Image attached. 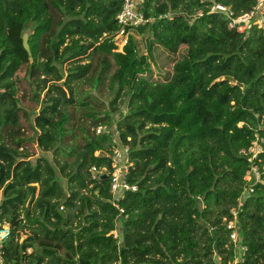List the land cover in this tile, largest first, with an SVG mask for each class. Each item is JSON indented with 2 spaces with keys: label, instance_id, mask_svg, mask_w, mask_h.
<instances>
[{
  "label": "trees",
  "instance_id": "16d2710c",
  "mask_svg": "<svg viewBox=\"0 0 264 264\" xmlns=\"http://www.w3.org/2000/svg\"><path fill=\"white\" fill-rule=\"evenodd\" d=\"M217 1L236 13L256 2ZM207 4L147 0L150 20L132 27L118 50L122 0H0V209L12 225L6 263L235 259L226 225L252 161L241 149L262 138L256 159L264 163V27L231 29ZM123 95L129 112L114 121ZM36 146L64 158L66 186L46 156L28 159ZM115 146H128L126 180L136 186L117 199ZM237 218L246 247L237 264H264V188L242 197Z\"/></svg>",
  "mask_w": 264,
  "mask_h": 264
},
{
  "label": "built area",
  "instance_id": "2783aa9c",
  "mask_svg": "<svg viewBox=\"0 0 264 264\" xmlns=\"http://www.w3.org/2000/svg\"><path fill=\"white\" fill-rule=\"evenodd\" d=\"M147 0H122L121 10L116 14V21L119 25V29L114 33V38H119V41L126 43L131 28L147 23L150 19L145 16L144 7ZM208 2L209 13H220L228 20V27L235 29L239 32L246 31L251 25L257 27H264V0H256L254 5L246 11L236 13L230 5L223 4L217 0H202ZM197 15L202 14L199 10ZM101 130L106 131L105 127L98 126L97 132ZM115 140V138H114ZM116 141V140H115ZM263 139H255L247 149H241V154L251 157V164L249 169L244 175L246 185L238 198V207L242 204V197L246 193H253L256 186L264 188V163H259L261 160H257L258 154L263 150ZM112 156V171H111V192L115 198L119 193H123L126 189L135 190L136 186L127 182L129 167L131 165L128 156V146H124L122 149L119 146H115ZM259 161V162H258ZM93 171H99L95 167ZM102 173V171H100ZM95 176V174H94ZM122 196V194L120 195ZM117 199V198H116ZM119 209L120 214L124 211L117 203L114 202ZM238 207L231 210L233 218L227 221V228L230 230V241L234 243L235 249L238 254L233 261L228 260L227 264H237L238 259L242 258V254L245 251V246L240 242L239 231L237 228L238 223ZM2 210L0 209V264L6 263L2 257V247L4 242L10 237L12 231V225L9 221L2 218ZM116 231V230H115ZM115 236L117 232H115Z\"/></svg>",
  "mask_w": 264,
  "mask_h": 264
},
{
  "label": "rangeland",
  "instance_id": "374dc122",
  "mask_svg": "<svg viewBox=\"0 0 264 264\" xmlns=\"http://www.w3.org/2000/svg\"><path fill=\"white\" fill-rule=\"evenodd\" d=\"M139 37V36H138ZM117 49L118 50H122V47H123V42L122 41H117ZM145 50V45H144V42H140V51L141 52H144ZM66 68V63L63 64L62 66V69H65ZM47 88L45 90L42 91L41 93V98L44 97V92H46ZM111 97L110 96H105V100L106 102L109 101ZM127 100H128V97L126 95H123L119 101H118V107H119V111L118 113L114 116V121L116 120V118H119L120 115H125L126 113L129 112V108H128V105H127ZM31 120H32V117H31ZM109 128L113 129L114 131V134H115V140L118 141V132L115 130V126H110ZM98 153V152H97ZM38 155H44L46 156L48 159H50V161L53 163V165L55 166L56 170H57V174L61 175V172H60V165L61 163L63 164L64 162V158L60 155V154H55L54 152H52L51 150L49 151H46V150H43L42 148L36 146V154L34 155H31L30 157H28V159L30 160H34V158ZM94 174H98V171H93ZM60 181L62 182L63 186H66V178L64 177H60ZM34 184H37V186L39 187V184L38 183H34ZM38 191V189H37ZM24 214V212H23ZM23 231H29V229L27 228H24ZM116 232V231H115ZM25 235V232L22 233V236Z\"/></svg>",
  "mask_w": 264,
  "mask_h": 264
},
{
  "label": "water",
  "instance_id": "95a60500",
  "mask_svg": "<svg viewBox=\"0 0 264 264\" xmlns=\"http://www.w3.org/2000/svg\"><path fill=\"white\" fill-rule=\"evenodd\" d=\"M22 41H23V46H24V48H25L27 51H29V45H28V33H27V32H25V33L23 34ZM106 175H107V174H106Z\"/></svg>",
  "mask_w": 264,
  "mask_h": 264
}]
</instances>
